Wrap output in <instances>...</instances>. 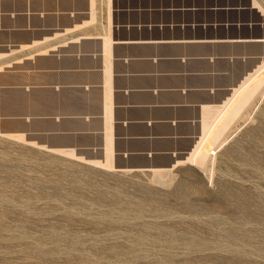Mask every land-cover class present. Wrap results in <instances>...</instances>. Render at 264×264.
I'll return each mask as SVG.
<instances>
[{
  "label": "rangeland",
  "instance_id": "rangeland-1",
  "mask_svg": "<svg viewBox=\"0 0 264 264\" xmlns=\"http://www.w3.org/2000/svg\"><path fill=\"white\" fill-rule=\"evenodd\" d=\"M203 1L229 8L215 19L246 24L230 34L264 37V0ZM93 4L105 21L106 0ZM214 50L241 58L217 61L214 83L243 87L201 148L206 166L183 157L161 172L109 168L6 133L13 122L0 115V264H264V82L216 148L210 139L264 79V41ZM1 100L0 114L26 104L12 92Z\"/></svg>",
  "mask_w": 264,
  "mask_h": 264
},
{
  "label": "crops",
  "instance_id": "crops-1",
  "mask_svg": "<svg viewBox=\"0 0 264 264\" xmlns=\"http://www.w3.org/2000/svg\"><path fill=\"white\" fill-rule=\"evenodd\" d=\"M121 1L106 0L99 21L93 0H0V102L26 103L0 114L13 122L4 132L89 160L108 151L112 168L190 155L239 87L214 83L217 61H241L214 48L244 45L229 31L246 24L205 1Z\"/></svg>",
  "mask_w": 264,
  "mask_h": 264
},
{
  "label": "bare ground",
  "instance_id": "bare-ground-1",
  "mask_svg": "<svg viewBox=\"0 0 264 264\" xmlns=\"http://www.w3.org/2000/svg\"><path fill=\"white\" fill-rule=\"evenodd\" d=\"M107 1H109V0H107ZM248 37H253V36H248ZM242 40H245L246 42L247 41H264V38H254V39L253 38H249V39H247V37H246L245 39H242ZM258 66L259 67L257 68V71L260 70V72H261V69L264 70V62L260 63ZM253 76H254V74H253ZM253 76L252 77H248L247 76L248 78L246 79L245 87L249 84L248 82L253 78ZM262 78H264V77H262ZM262 82H264V79H262L261 81L257 82L255 85H253L252 87H250L249 89H247L241 96H239L240 97L239 100L236 103H234L235 105H233V107L230 109V111L228 112V114L226 115V117L222 121V123L220 121L221 124H220L219 128L216 130V132L214 131L215 134L212 135L213 136L212 138H210L211 140H213V142L216 143L215 144V148L221 143V141L223 139V136L222 135L225 132L226 128L231 123V121L246 106V104L249 102L250 98L254 95V93H256L257 91H259V87H260V85H261ZM242 87L243 86H241V84H240L239 87H237L236 89H234V92L229 97V102L226 100L227 103L226 102L224 103V105H223L224 107L221 106L222 108L219 107L218 109H215L213 111V122H214V124L211 125V123H209L210 118H211L210 116L208 117V120L206 119L204 121L203 131L206 130V132H204V135L201 136L202 138L196 143V145L193 148V150L191 151L190 155H188L187 157L184 158V161L188 160V161H191V162H196V164H199L200 166H206V163H207V155L209 153H206V154H205V152L203 153L201 151V148H202L203 144L205 143L206 138H208V135H209L210 131L213 128V125H215V123L219 120V118H221V116L223 115V113L231 106L232 99L236 96V94L238 93V91L240 92L242 90ZM205 123H207V124H205ZM60 151H62V150H60ZM64 152L66 154L72 155V152L71 151H64ZM108 153L109 152L107 151L106 152V157H105V160L104 161H95V160H89V161L92 162V163H95V164H101V165H104L105 167L107 166V167L111 168L112 167V165H111V158H110V156H109ZM181 161H183V160H177L176 163L181 162ZM121 169L126 170V171L127 170H130V169H127V168H121ZM149 169L150 170H153V171L161 172V171L166 170L167 168H149Z\"/></svg>",
  "mask_w": 264,
  "mask_h": 264
},
{
  "label": "water",
  "instance_id": "water-1",
  "mask_svg": "<svg viewBox=\"0 0 264 264\" xmlns=\"http://www.w3.org/2000/svg\"><path fill=\"white\" fill-rule=\"evenodd\" d=\"M249 38L254 39V38H264V37H247V39H249ZM190 151H191V149H190ZM177 160H178V158H173L172 161L167 165H162V166H158V167L157 166H149V167H151V168H172L176 164ZM127 169L135 170V169H149V168H127Z\"/></svg>",
  "mask_w": 264,
  "mask_h": 264
}]
</instances>
